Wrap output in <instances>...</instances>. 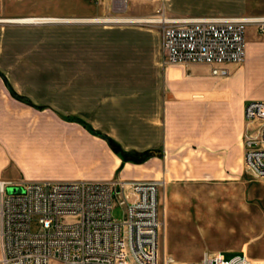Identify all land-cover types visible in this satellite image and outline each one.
Masks as SVG:
<instances>
[{
  "label": "crops",
  "instance_id": "1",
  "mask_svg": "<svg viewBox=\"0 0 264 264\" xmlns=\"http://www.w3.org/2000/svg\"><path fill=\"white\" fill-rule=\"evenodd\" d=\"M164 5L182 17L245 9L244 0ZM110 19L85 20L76 33L2 27L0 179H241L244 103L264 99V35L256 38L249 25L243 61L218 76L207 63L165 61L156 28ZM4 78L39 108L12 97ZM75 119L126 151L157 154L144 162L122 160Z\"/></svg>",
  "mask_w": 264,
  "mask_h": 264
},
{
  "label": "built area",
  "instance_id": "2",
  "mask_svg": "<svg viewBox=\"0 0 264 264\" xmlns=\"http://www.w3.org/2000/svg\"><path fill=\"white\" fill-rule=\"evenodd\" d=\"M165 61L207 63L213 75L245 56L246 29L264 15H159ZM244 170L264 179V99L244 103ZM160 179H0V264H247L245 253H205L195 261L159 258ZM8 186H21L20 191ZM115 200L123 219L112 215ZM37 216L39 231L30 221Z\"/></svg>",
  "mask_w": 264,
  "mask_h": 264
},
{
  "label": "rangeland",
  "instance_id": "3",
  "mask_svg": "<svg viewBox=\"0 0 264 264\" xmlns=\"http://www.w3.org/2000/svg\"><path fill=\"white\" fill-rule=\"evenodd\" d=\"M244 2V14L239 15L264 14V0ZM116 7V0H0V18L47 17L37 22L0 21V31L2 27L24 31L40 27L76 33L84 30L85 20L111 18L109 21L115 23L154 27L161 34L158 22L127 19H156L159 15L182 17L170 13L164 0H124L122 7ZM262 35L264 30L255 31L256 38ZM9 92L16 100L39 108L26 97L11 89ZM75 121L82 124L79 119ZM148 153L144 160L134 162H144L157 154L155 151ZM161 182L160 260L168 256L180 261H195L205 253L221 251L226 257L245 253L247 264H264V179H256L244 170L242 178L233 181ZM17 190L20 191L21 186H17ZM112 215L119 219L125 217L124 206L116 200ZM30 228L32 231L41 229L37 216L31 218ZM49 264L60 262L51 258Z\"/></svg>",
  "mask_w": 264,
  "mask_h": 264
},
{
  "label": "trees",
  "instance_id": "4",
  "mask_svg": "<svg viewBox=\"0 0 264 264\" xmlns=\"http://www.w3.org/2000/svg\"><path fill=\"white\" fill-rule=\"evenodd\" d=\"M4 81L6 83V85L8 86V89H11L13 93H16L12 87L10 86V84L8 83V81L6 80V78H4ZM80 122L82 123L83 126H85L90 132L94 133V134H98L99 136L103 137L104 139H106V141L108 142V144L111 146V148L118 154L120 155V157L122 158V160H130V161H141L144 160L147 155H149V151H143V152H136V151H126L124 150L115 140H113L111 137L102 134L98 131H96L95 129H93L88 123H86L85 121L79 119Z\"/></svg>",
  "mask_w": 264,
  "mask_h": 264
},
{
  "label": "bare ground",
  "instance_id": "5",
  "mask_svg": "<svg viewBox=\"0 0 264 264\" xmlns=\"http://www.w3.org/2000/svg\"><path fill=\"white\" fill-rule=\"evenodd\" d=\"M118 7L116 8H120L123 6V2L124 0H116ZM47 19V17H36V16H30V17H22V18H18V19H4V18H0V21H20V22H37L39 20H44ZM146 21H155L157 20V18H147V19H143Z\"/></svg>",
  "mask_w": 264,
  "mask_h": 264
},
{
  "label": "water",
  "instance_id": "6",
  "mask_svg": "<svg viewBox=\"0 0 264 264\" xmlns=\"http://www.w3.org/2000/svg\"><path fill=\"white\" fill-rule=\"evenodd\" d=\"M16 188V186H8V190H15Z\"/></svg>",
  "mask_w": 264,
  "mask_h": 264
}]
</instances>
